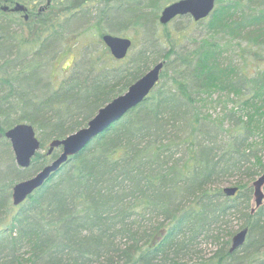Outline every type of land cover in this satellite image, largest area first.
<instances>
[{
  "label": "trees",
  "instance_id": "trees-1",
  "mask_svg": "<svg viewBox=\"0 0 264 264\" xmlns=\"http://www.w3.org/2000/svg\"><path fill=\"white\" fill-rule=\"evenodd\" d=\"M8 1L0 0V264H264V203L252 212V182L264 173V69L251 76L245 61L264 59V0H216L206 18L167 24L161 12L177 0H21L43 8L27 22L7 16ZM196 24L206 25L199 38L189 30ZM106 33L142 48L118 60ZM88 34L102 45L77 58ZM73 52L56 86L53 63ZM160 61L141 104L14 205L13 186L61 153H49L52 140L86 126ZM22 122L42 141L27 168L5 136ZM243 228L247 241L232 251Z\"/></svg>",
  "mask_w": 264,
  "mask_h": 264
},
{
  "label": "water",
  "instance_id": "water-1",
  "mask_svg": "<svg viewBox=\"0 0 264 264\" xmlns=\"http://www.w3.org/2000/svg\"><path fill=\"white\" fill-rule=\"evenodd\" d=\"M216 0H177L165 6L160 15V22L167 24L178 16L191 15L196 21L208 17L215 8ZM6 10L7 7H2ZM24 5L17 3L15 10H23ZM116 59H124L133 41L131 38L112 33L102 37ZM164 61L153 65L142 77L132 83L122 94L102 106L88 121L86 126L51 141L49 153L54 148H61V153L50 163L30 178L17 182L12 189L14 205H20L36 189L57 173L71 157L81 153L101 133L123 118L129 111L141 104L155 88L160 80ZM11 142L12 149L19 166L27 168L33 158L41 150L42 141L34 126L27 122L14 125L5 132ZM255 206L252 212L264 203V173L252 182ZM238 191L236 186L224 187L226 195L233 196ZM248 228L237 231L232 238L231 250L242 247L247 241Z\"/></svg>",
  "mask_w": 264,
  "mask_h": 264
},
{
  "label": "rangeland",
  "instance_id": "rangeland-1",
  "mask_svg": "<svg viewBox=\"0 0 264 264\" xmlns=\"http://www.w3.org/2000/svg\"><path fill=\"white\" fill-rule=\"evenodd\" d=\"M33 22H31L32 25H34ZM169 26H173V23L170 24ZM79 28H80V30H82L84 28V25L81 24L80 26H78V27H76L74 29H79ZM74 29H73V32H75V33L78 32V30L75 31ZM205 29H206V25H201V24L198 25V24H196V25L190 27L189 30L190 31H194V32L191 33V35H193V33H194L195 34V38H199L198 35H201L202 33H204L205 32ZM37 30L38 29L35 28V31L34 32L36 33ZM27 33H28V31H25V32H23L21 34H24L26 36ZM76 38H77V35L76 34H71L69 36V38H68V41L71 44H73V41H75ZM189 38L191 39V37H189ZM186 39H188V38H186ZM79 40H80L79 45L75 47V50L80 51V52H78V57L77 58L81 57V53H84V51L88 47L94 46L95 44L102 45V43H101V37L98 36V35H95L94 36L92 34H88L82 40H81V37H79ZM238 46L241 47V48L243 47V48H246L247 49V44L245 42H241L240 45H238ZM141 48H142L141 42H139L137 40V43H136L135 47L131 50V53L129 54L128 59H130L131 56H133ZM233 48H235V47H233ZM235 50L236 49L232 50L231 51V54L232 55L234 54L233 57L235 58L236 61H241V57L235 55ZM248 50H249V48H248ZM237 52L239 53V50L238 49H237ZM76 56L77 55H75L74 52H73L66 59H64L63 61H61L62 58H60L59 60L57 59L56 62L53 63V71H52V68H51V70L49 72V76H50V79L55 83L56 86L59 84L61 78L72 69V66H73V63H74V60H75ZM249 56L250 57H247L246 60H245L249 64V66H247L248 68H246V69L248 71V74H251V76H254V75H257L260 70H263L264 69V63H263L264 62V59H261L260 60V63L261 62L263 63V64L260 65V63L258 64V60H257L258 58L255 57L254 54L249 55ZM263 57H264V50H263ZM111 64L112 65H116V66H121V65L125 64V62H122L121 63V61H118L117 62L116 60H114V61L111 62ZM66 71H68V72H66ZM246 92H247V90H246ZM232 106L233 105L230 103L229 107H232ZM46 148H47V146H46ZM263 153H264V150H263ZM223 185L225 187L226 186H232L230 182H225ZM252 206H255L254 198H253V201H252ZM232 221H233V224L236 225V228H238L239 227V224H240L239 218L233 217ZM212 247H213V244H210L206 248V250H208V251L211 252ZM203 248L205 249V246ZM210 252H207L205 254L206 255L205 256V259L209 257Z\"/></svg>",
  "mask_w": 264,
  "mask_h": 264
},
{
  "label": "flooded vegetation",
  "instance_id": "flooded-vegetation-1",
  "mask_svg": "<svg viewBox=\"0 0 264 264\" xmlns=\"http://www.w3.org/2000/svg\"><path fill=\"white\" fill-rule=\"evenodd\" d=\"M17 3L24 5V9L15 10ZM48 3H51V0H49ZM5 7L7 8L4 10V12L7 14V16H18V18L23 20V22L30 21L34 15L35 17H39V13H41L43 10L42 6L38 4L37 1L29 3L25 1L23 2L21 0H9Z\"/></svg>",
  "mask_w": 264,
  "mask_h": 264
}]
</instances>
